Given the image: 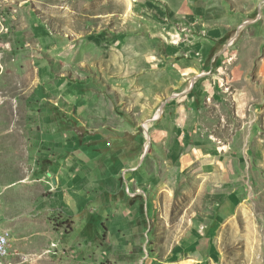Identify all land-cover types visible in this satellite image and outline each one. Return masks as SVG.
Instances as JSON below:
<instances>
[{
  "label": "rangeland",
  "instance_id": "374dc122",
  "mask_svg": "<svg viewBox=\"0 0 264 264\" xmlns=\"http://www.w3.org/2000/svg\"><path fill=\"white\" fill-rule=\"evenodd\" d=\"M215 6L231 27L204 61L180 52L193 45L176 19L215 11L0 0L11 252H52L51 264H264V0ZM182 58L204 63L202 75L181 80Z\"/></svg>",
  "mask_w": 264,
  "mask_h": 264
},
{
  "label": "crops",
  "instance_id": "0c3cea01",
  "mask_svg": "<svg viewBox=\"0 0 264 264\" xmlns=\"http://www.w3.org/2000/svg\"><path fill=\"white\" fill-rule=\"evenodd\" d=\"M159 1L167 7L171 8H178V10H182L184 12L188 10H197L199 13L201 11H207L210 14L214 13L213 17H205L203 15H197L194 18L190 20H186L184 17L183 18H178L176 19V23H180L184 25V37L185 38H190L189 41L192 43V47L187 48L186 50H181L180 52L183 55L188 56H199L204 59V61L207 59V57L210 55V49H211V44L214 39L220 38L224 36L227 32V29L231 27V23H229L230 20L221 17L217 13V6H215V0H156ZM243 27V25L241 26ZM167 33L171 34L172 36L176 35V32L172 27H168ZM213 33H216L215 36H212ZM218 33V35H217ZM204 65V63H188L185 58H182L179 60L178 64L175 65V70L178 73L179 77L181 80H186L187 77L189 76H201L202 74L199 73L201 70L200 68ZM241 75V70L239 67H233L231 69V76L233 79L239 78ZM194 84L193 80L189 81V84L186 86V90L191 91L192 86ZM207 90L211 93L213 92L212 85L208 83V86H206ZM240 109H242L243 105V100L240 99L239 101ZM187 158V161L189 160V156H184L181 159V162L183 164H186L187 161L185 159ZM0 226L6 230H9L12 232V230L9 227H6L3 224H0ZM9 256L8 259L18 262L16 257L18 255L22 254H30V253H25L22 251L18 252H11L10 250V245H9ZM37 253V252H32ZM18 254V255H17ZM38 254V253H37ZM43 261V260H42ZM43 264H51V258L47 257L45 263L42 262Z\"/></svg>",
  "mask_w": 264,
  "mask_h": 264
},
{
  "label": "built area",
  "instance_id": "2783aa9c",
  "mask_svg": "<svg viewBox=\"0 0 264 264\" xmlns=\"http://www.w3.org/2000/svg\"><path fill=\"white\" fill-rule=\"evenodd\" d=\"M10 231L0 226V264H43L42 260L45 255H50L52 252H43L41 254L30 253L19 255L21 261L15 262L8 259L9 256V245H10ZM55 248L52 245V250Z\"/></svg>",
  "mask_w": 264,
  "mask_h": 264
},
{
  "label": "bare ground",
  "instance_id": "6f19581e",
  "mask_svg": "<svg viewBox=\"0 0 264 264\" xmlns=\"http://www.w3.org/2000/svg\"><path fill=\"white\" fill-rule=\"evenodd\" d=\"M129 3V2H128ZM131 6V5H130ZM130 12V11H129ZM159 114H160V112L158 111L156 114H155V116H154V119H157V118H159ZM148 126H149V123H146L145 124V128H146V130L148 129Z\"/></svg>",
  "mask_w": 264,
  "mask_h": 264
}]
</instances>
